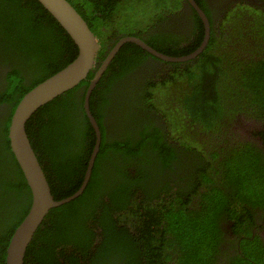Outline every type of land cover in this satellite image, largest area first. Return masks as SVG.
I'll use <instances>...</instances> for the list:
<instances>
[{
	"label": "trees",
	"instance_id": "trees-1",
	"mask_svg": "<svg viewBox=\"0 0 264 264\" xmlns=\"http://www.w3.org/2000/svg\"><path fill=\"white\" fill-rule=\"evenodd\" d=\"M67 1L100 49L87 78L40 107L26 123L55 201L73 195L82 184L95 144L84 95L116 42L135 36L157 52L181 57L204 37L195 12L190 36L149 26L154 18L174 19L185 0ZM194 1L210 24L208 46L197 59L167 63L126 43L104 71L89 98L101 131L90 179L80 196L49 211L23 264H217L225 213L235 222L232 230L250 238V226L238 222L252 219L248 206L264 207V152L229 139V154L218 153L222 134L228 135L237 116L264 119V9L241 1L238 8L228 6L215 23L208 0ZM224 19L230 21L222 25ZM222 29H228V37L247 33L240 51L216 37ZM76 55L74 42L37 0H0V264L31 203L9 145L11 116L24 94ZM149 59L158 65L151 67ZM148 112L156 114L159 126ZM110 126L118 136L108 137ZM169 134L176 147L204 161L178 159ZM259 136L264 150V129ZM177 170L184 176L174 183ZM242 244V254L228 264H264L256 237Z\"/></svg>",
	"mask_w": 264,
	"mask_h": 264
},
{
	"label": "water",
	"instance_id": "water-1",
	"mask_svg": "<svg viewBox=\"0 0 264 264\" xmlns=\"http://www.w3.org/2000/svg\"><path fill=\"white\" fill-rule=\"evenodd\" d=\"M37 1L69 35L77 47V55L64 68L24 94L11 116L8 128L9 145L30 190L31 203L26 215L14 229L10 238L6 250L5 264H23L27 247L49 211L76 199L83 193L90 179L101 142V131L90 112L89 98L119 49L124 44L131 43L158 60L167 63L185 62L196 57L204 50L210 33L209 22L205 14L199 9L194 0H186L197 12L204 27L203 42L196 51L187 56L174 57L157 52L135 36H125L116 42L94 73L84 95L83 109L94 131L95 144L87 162L82 184L73 195L55 201L43 169L30 144L26 132V123L40 107L73 89L87 78L88 74L94 69L95 58L100 49V44L94 33L89 29L86 21L67 0Z\"/></svg>",
	"mask_w": 264,
	"mask_h": 264
},
{
	"label": "flooded vegetation",
	"instance_id": "flooded-vegetation-1",
	"mask_svg": "<svg viewBox=\"0 0 264 264\" xmlns=\"http://www.w3.org/2000/svg\"><path fill=\"white\" fill-rule=\"evenodd\" d=\"M241 1L246 2V4L250 6V8L252 9L257 8V7L261 10L264 9V0H222V4L219 3L218 0H214V2L213 0H208L207 1L208 5L210 6L214 14L213 22L219 23L220 21H222V16H223L222 12L225 11L226 8L230 5H232V7L236 6V8H238L237 4H239V2ZM180 4L181 5L179 7V10L175 11L174 19L170 17H166L165 19H159V18L155 19L154 18L155 21L153 19L150 22L152 24H150L149 26L150 27L156 26V29H158L157 31L169 30L171 31V33L172 32H177L180 34L187 33V36H190L191 33L193 32L192 28L194 25L193 12H195L197 16L198 14L186 0H185V3L181 1ZM165 12L166 10L164 9V11L162 12L163 15H165ZM162 13H158V14H162ZM237 13L240 14V10H238ZM199 20L201 21L200 18ZM227 21H230V19H227V20L224 19L222 22V25ZM237 23L239 24L237 26H240V21L237 20ZM209 27H210V24H209ZM227 28H229V25H227ZM240 29H241L240 27H237L235 31H239ZM227 30L228 29H222V31L220 30L217 31L216 37L225 42L227 41V43H232L230 47L238 48L240 51V49L243 48L242 43H241V37L247 38L246 37L247 33L244 31H241V32L235 33L231 37H228ZM220 35H222V37L224 35V38L222 39ZM202 42H203V39L200 45L194 51H196L201 46ZM208 43H209V40H208ZM208 43L203 51L206 50ZM202 52L200 54H202ZM199 55H197L196 57L188 61L197 59ZM147 61L151 67H153V65H158L150 59ZM188 61H185V62H188ZM178 63H184V62H178ZM159 68L163 69L165 67L159 66ZM157 70L159 71V69ZM147 115L152 121L155 120L154 121L156 122V124L154 123L155 125L159 126L158 119L155 113L148 112ZM256 119L257 120H253L251 116H246V115L237 116L234 122L231 123L229 132L227 131L228 135H225V133L222 134L221 139L223 140L222 142H224V145H221V150L218 154L220 156L222 155L223 157H226L229 154V153L226 154L227 151H230L232 149V148L230 149L229 147H227L228 144L226 142H228L229 139H232L235 142L234 144L242 145V146L250 145L252 149H259V151L264 152V150L262 149L261 137L259 136V134L262 133L264 129V119L262 117H259ZM109 130L112 133H108V137L118 136V133L114 131V128L112 126H110ZM205 135H203V133L200 134V136H205ZM168 139H169L171 147L175 149L176 154H177L176 157L178 159L183 158L187 162H188V159H190L192 160L193 163H196L195 161H197L198 164L204 161L201 157L197 155V153L193 154L191 151L190 152L186 151L183 147H179V146L176 147L175 145L177 141H175L174 140L175 137H171L170 134H169ZM189 167H190V164H189ZM193 174H194V171H193ZM183 176H184V172H182L181 170L180 171L177 170L176 173H173L172 179L174 180V183H177ZM247 209L249 210V215L252 216V219H248L249 217H247L246 219L242 218L243 221L238 222V223L239 224L246 223L247 226H250L249 228V232L251 234L250 238L246 237L245 231L236 233L232 230V226L234 225L235 222H233L234 221L233 219H230V217H228L227 215L228 213H225L223 216L222 215L220 216L221 217L220 228H221V231L223 232L222 234L223 240H222V243H221L222 245L218 253L215 254L214 256L215 259L218 258V260H220V264H228L229 261L231 262V260L235 258V256L242 254V249H243L242 240L244 239L251 240L254 237H256L258 241L260 242L261 248L264 249V207L257 206L255 208H252L248 206ZM242 229H245V228H242ZM218 260H217V264H219Z\"/></svg>",
	"mask_w": 264,
	"mask_h": 264
},
{
	"label": "rangeland",
	"instance_id": "rangeland-1",
	"mask_svg": "<svg viewBox=\"0 0 264 264\" xmlns=\"http://www.w3.org/2000/svg\"><path fill=\"white\" fill-rule=\"evenodd\" d=\"M169 9V8H168Z\"/></svg>",
	"mask_w": 264,
	"mask_h": 264
}]
</instances>
